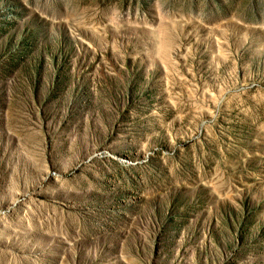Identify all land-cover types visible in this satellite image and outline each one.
Returning <instances> with one entry per match:
<instances>
[{
	"label": "rangeland",
	"instance_id": "374dc122",
	"mask_svg": "<svg viewBox=\"0 0 264 264\" xmlns=\"http://www.w3.org/2000/svg\"><path fill=\"white\" fill-rule=\"evenodd\" d=\"M0 264H264V0H0Z\"/></svg>",
	"mask_w": 264,
	"mask_h": 264
}]
</instances>
